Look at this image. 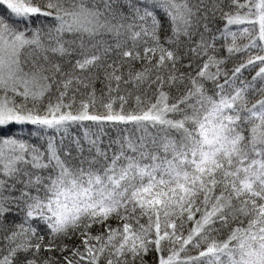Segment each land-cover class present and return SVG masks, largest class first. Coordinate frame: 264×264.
Wrapping results in <instances>:
<instances>
[{
	"label": "snow or ice",
	"instance_id": "6c2138e0",
	"mask_svg": "<svg viewBox=\"0 0 264 264\" xmlns=\"http://www.w3.org/2000/svg\"><path fill=\"white\" fill-rule=\"evenodd\" d=\"M0 264H264V0H0Z\"/></svg>",
	"mask_w": 264,
	"mask_h": 264
},
{
	"label": "trees",
	"instance_id": "16d2710c",
	"mask_svg": "<svg viewBox=\"0 0 264 264\" xmlns=\"http://www.w3.org/2000/svg\"><path fill=\"white\" fill-rule=\"evenodd\" d=\"M251 75H254V73L245 72V76H247L249 79L251 78ZM101 111L103 110L101 109ZM84 123H85V126L88 127L91 133H94V134L99 133V126L93 124L92 122H84ZM103 127H104V132L101 137L103 141L101 144V147H105L108 144L110 139H114L118 135V129L113 128L110 124H105ZM83 132H84V128H81L79 125L74 126L70 129V134H69L68 139H71V137H75V136H79L82 138ZM67 143H68V140L65 141V144ZM85 148H87V144H85ZM73 154L75 155V152H73Z\"/></svg>",
	"mask_w": 264,
	"mask_h": 264
}]
</instances>
